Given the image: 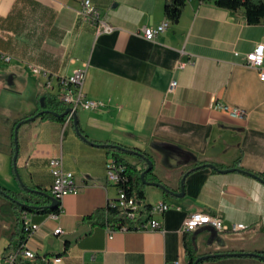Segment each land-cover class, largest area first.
Masks as SVG:
<instances>
[{
  "label": "crops",
  "instance_id": "1",
  "mask_svg": "<svg viewBox=\"0 0 264 264\" xmlns=\"http://www.w3.org/2000/svg\"><path fill=\"white\" fill-rule=\"evenodd\" d=\"M90 1L113 32L80 17L84 0H0V187L21 192L13 165V127L39 111L40 97L52 94L45 87L48 79L32 67L47 72L54 83L82 69L87 96L106 103L78 111L83 135L147 152L157 179L175 193L188 173L185 196L146 186L145 204L171 206L154 216L160 229L94 225L87 217L118 198L106 176L113 156L83 140L73 121L26 122L19 130L17 161L24 185L52 196L49 161L62 157L79 187L64 198L59 215L30 213L41 225L28 241L37 252L33 262L62 255L64 264H190L187 242L200 257L263 250L264 183L251 173H264V80L261 70L248 66L247 56L264 44V22L249 24L244 9L188 0L180 20L149 41L145 28L167 21L166 0ZM173 81L178 86L171 90ZM216 104L244 109L247 115L234 118ZM123 159L143 168L135 156ZM201 164L239 170L220 172ZM6 204L0 205V264H8L7 256L17 251L16 217L3 211ZM194 212L247 228L214 234L204 226L184 232L183 223ZM57 228L63 232L55 234ZM204 264L264 260L227 256Z\"/></svg>",
  "mask_w": 264,
  "mask_h": 264
},
{
  "label": "built area",
  "instance_id": "2",
  "mask_svg": "<svg viewBox=\"0 0 264 264\" xmlns=\"http://www.w3.org/2000/svg\"><path fill=\"white\" fill-rule=\"evenodd\" d=\"M79 15L82 19L88 20L91 23L103 25V32L111 33L115 29L112 25L102 19L101 13L90 0H84ZM171 23L172 21H165L157 27L145 28L143 34L144 38L149 41H154L158 35L165 32L170 27ZM9 59V57L6 58V60ZM247 64L248 66L261 70V79L264 80V44H259L253 52L248 54ZM185 65L186 64L181 63L179 64V68H184ZM32 71L36 75H43L46 77L48 79L45 85L46 90L56 96L60 102H63L71 108L73 112L77 113L80 110H98L106 105L103 101L93 100L87 96L84 90L85 71L82 69L75 71L71 75L58 76L56 83L52 81V78L44 70L32 67ZM177 86V81H173L171 83V90H174ZM216 108L227 112L230 116L238 119H244L247 115V112L241 108H231L223 104H216ZM73 112L67 115V123L73 121ZM49 167L54 176V184L51 187L50 192L51 195L59 201L61 212V204L64 198L68 195L77 194L79 192V187L75 182L74 173L65 170L62 157L52 158L49 161ZM124 169L123 165L116 161L114 157H111L106 164L107 179L118 189V198L115 201L109 202L107 206L120 210L128 222L117 229H160L161 222L154 216L156 214L161 215L165 213L171 208V206L167 203L160 202L157 205L150 206V209L146 210L144 208V201L139 200L133 195H129L123 188H121L120 184H122L123 181L122 174L125 171ZM59 214H54V216ZM20 217L25 229L26 240L19 250L7 256L8 264H17L20 261L33 262L37 257V252L28 247V241L40 229L41 225L34 223L31 214H27L26 211L22 212ZM132 222L137 223L131 225L130 223ZM146 222L149 224L148 227ZM204 226L212 227L217 232H240L247 228L244 224L228 225L219 216L194 212L185 219L183 230L188 233ZM62 232L63 230L61 228H57L54 233L60 234ZM43 264H64V257L62 255L45 257L43 258Z\"/></svg>",
  "mask_w": 264,
  "mask_h": 264
},
{
  "label": "trees",
  "instance_id": "3",
  "mask_svg": "<svg viewBox=\"0 0 264 264\" xmlns=\"http://www.w3.org/2000/svg\"><path fill=\"white\" fill-rule=\"evenodd\" d=\"M199 1L206 2V3H213L214 5L220 8H224V9L231 10V11H237L240 9H244L245 15L247 17V21L249 24H260L264 22V0H199ZM187 2L188 0H166L165 10L167 14V20L177 23L182 16L183 10ZM39 104H40L39 111H37L35 114L31 116H27L23 118L22 120L15 122L13 131H12L13 156L15 153V142H14L15 128L21 121L29 120L27 122H30V119L32 118H33L32 120L41 118L43 120L53 119V120L62 121V122L66 121L67 116L56 117L52 114L53 112L58 113V114H63L66 111V109L69 108L66 104H64L63 102H60L56 96L49 94V93L44 94L39 100ZM43 111H50V112L41 113ZM88 143L95 145V146L106 148L108 153L112 155L116 161H118L119 163L123 165V167L125 168L124 169L125 171L122 174L123 181H122V184H120V186L129 195H133L141 201H144L145 199V188L147 185L141 179V175L148 168V164L142 155L151 159L154 164L153 169L150 170L146 174V180L151 181V182H159L163 184L155 176L154 174L155 162L153 158L147 152H143L139 149L129 148V147H125V146L114 144V143H102V142H96V141H89ZM126 155L135 156L139 158L143 164V168L139 169L137 166H134L126 162L123 159V156H126ZM204 166H206V164L199 165V167H204ZM251 174L261 178L264 181V173H261V174L251 173ZM29 189L30 188H28L26 185L21 184V192L16 193V192H12L10 190L0 187V196L5 197L8 201L12 203L11 204L12 211L9 210L8 212L15 215L16 217V230L13 234V240L16 239L13 244L15 250H19L21 245L26 240L25 229L21 221V217H20L22 212L26 211L27 214L36 213V212L49 213V214H59L60 213L59 205L55 208L49 207L51 205L50 194L48 195L42 194L40 188H32L33 191ZM34 191H37V192H34ZM164 193L167 194L166 191H164ZM7 205L8 204H6L5 206ZM144 208L146 210H149L150 206L145 204ZM87 219L91 220L94 225H101V224L108 223V224L114 225L115 228H120L121 225L128 223L120 210H118L117 208L109 207V206H107L105 209L98 210L91 216L87 217ZM136 223L132 222L130 224L134 225ZM13 245L11 243L9 246V249H11ZM186 246H187V252L189 254L190 264H194L195 261L200 256L197 255V252L193 244L187 242ZM254 254L255 255H249L248 253H244L242 256H254L261 260H264V249L261 251H256L254 252ZM220 258H223V257H212L208 260H201L198 264H204L206 261L217 260ZM17 264H36V263L20 261Z\"/></svg>",
  "mask_w": 264,
  "mask_h": 264
},
{
  "label": "water",
  "instance_id": "4",
  "mask_svg": "<svg viewBox=\"0 0 264 264\" xmlns=\"http://www.w3.org/2000/svg\"><path fill=\"white\" fill-rule=\"evenodd\" d=\"M44 112L48 113L50 111H43L41 113H44ZM72 112H73V110L71 108H67L66 111L63 114H58V113H55V112H53L52 114L54 116H56V117H59V116L64 117V116H67L69 113H72ZM73 116H74L73 117V123H74V126L76 128L77 133L81 136V138L83 140H85L86 142H89L87 136L83 135L82 131L80 130L78 114L76 112H73ZM32 119H30V121H32ZM27 121H29V120H27ZM27 121H21L15 128V139H14V142H15V153H14V156H13V165H14L16 176H17V178H18V180L20 181L21 184H24V183L22 182V179L20 177L19 170H18V167H17V161H18V156H19V130H20V127ZM142 156L145 158V160H146V162L148 164V168L141 175V179L143 180V182L146 185H153V186H156V187H160L163 191H166L167 194L175 196L177 198H183L185 196V179H186L188 173H186L183 176V178H182V181H181L182 190H181V192L180 193H175L169 187H167L165 184H161L159 182H151V181L146 180V174L150 170L153 169L154 164H153V161L151 159H149L148 157H146L144 155H142ZM206 166H208L210 168H213L214 170H217V171H220V172H229V171L239 170V169H236V168L235 169L222 170V169H219L214 164H208ZM198 168L199 167H197L196 169H198ZM251 175L256 177L257 179H259L260 181H262L264 183V181L261 178L255 176L253 174H251ZM29 190L33 191L32 189H29ZM34 192H37V191H34ZM41 193L44 194V195H48V194H46L44 192H41ZM50 198H51L52 203H51V205L49 207L50 208L57 207L59 205V201L57 199H55L54 197H52V196H50ZM209 228L215 234L216 231L212 227H209ZM243 254L244 253H231V254H213V255L201 256L195 261L194 264H198L201 260H208V259H210L212 257L242 256ZM248 254L249 255H255L254 253H248Z\"/></svg>",
  "mask_w": 264,
  "mask_h": 264
},
{
  "label": "rangeland",
  "instance_id": "5",
  "mask_svg": "<svg viewBox=\"0 0 264 264\" xmlns=\"http://www.w3.org/2000/svg\"><path fill=\"white\" fill-rule=\"evenodd\" d=\"M40 99H41V97H40ZM5 201L7 202L8 205L5 206L3 211H6V210L7 211H9V210L12 211V206H11L12 203L10 201H8L5 197L0 196V205H1V203H4Z\"/></svg>",
  "mask_w": 264,
  "mask_h": 264
},
{
  "label": "bare ground",
  "instance_id": "6",
  "mask_svg": "<svg viewBox=\"0 0 264 264\" xmlns=\"http://www.w3.org/2000/svg\"><path fill=\"white\" fill-rule=\"evenodd\" d=\"M167 21H169V20H167Z\"/></svg>",
  "mask_w": 264,
  "mask_h": 264
}]
</instances>
